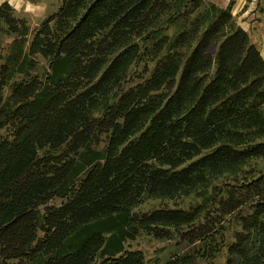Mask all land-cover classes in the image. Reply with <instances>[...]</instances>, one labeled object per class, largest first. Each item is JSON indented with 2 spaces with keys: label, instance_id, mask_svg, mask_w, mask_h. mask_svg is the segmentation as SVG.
Returning a JSON list of instances; mask_svg holds the SVG:
<instances>
[{
  "label": "trees",
  "instance_id": "16d2710c",
  "mask_svg": "<svg viewBox=\"0 0 264 264\" xmlns=\"http://www.w3.org/2000/svg\"><path fill=\"white\" fill-rule=\"evenodd\" d=\"M187 2L189 17L205 5L211 22L189 18L172 40L160 36L168 5ZM7 10L0 7V23L16 33ZM31 51L49 59L51 75L44 91L38 79L13 88V135L0 138V264H145L140 252H124L127 240L142 231L169 238L164 228L185 225L181 239L210 246L189 262L166 264H196L214 257V235L228 217L239 230L226 264H264V171L252 164L264 165V60L231 8L207 0H63ZM140 52L154 65L151 78L109 105ZM12 73L1 68L0 95ZM103 136L105 151L92 149ZM45 149L65 153L41 157ZM200 183L205 198L189 212H133L145 198ZM55 198L64 203L42 215Z\"/></svg>",
  "mask_w": 264,
  "mask_h": 264
},
{
  "label": "rangeland",
  "instance_id": "374dc122",
  "mask_svg": "<svg viewBox=\"0 0 264 264\" xmlns=\"http://www.w3.org/2000/svg\"><path fill=\"white\" fill-rule=\"evenodd\" d=\"M189 1V0H188ZM7 3L10 10H7L16 23V33L11 32L9 28L0 23V70L8 64L13 73L4 87L0 95V138L11 139L13 135V127L9 121L8 115L16 110L18 106L13 98V88L16 85L28 84L31 81L38 79L42 82L40 92L48 87V77L51 75V65L48 58L43 57L40 53H32L31 46L42 30L44 23L58 13L62 7L63 0H0V7ZM189 2L182 3L179 7L171 6L165 10V15L161 19L158 27V34L166 36L167 39L172 40L184 27H189L190 22L195 18H204V27L212 20V13L208 7L201 6L189 17ZM56 22H51V28L55 27ZM162 27V28H161ZM24 34V35H23ZM159 36V37H160ZM21 50V52H20ZM20 52V55H19ZM27 59L26 65L22 72L18 70V66ZM154 69V65L149 62L147 55L140 52L136 60L129 67L126 75L116 86L114 92L111 94L109 105L114 104L115 98L120 94L125 93L132 87L148 81ZM4 112V113H3ZM264 112V110H263ZM7 114V115H4ZM2 116V117H1ZM8 120V121H7ZM107 147V140L105 136L101 137L99 144L92 146V149L98 152L105 151ZM65 153L61 150L45 149L40 152L41 157L52 156L60 157ZM191 164L190 161L182 164L173 170V173L181 171ZM253 166L258 167L264 171V165L261 161H252ZM169 170V167H165ZM222 179L214 181L213 185L220 183ZM203 183L196 188H188L180 190L179 193L167 198H145L142 203L137 205L134 213L148 214L156 210H171L189 212L192 207L201 205L205 196H203ZM212 187L208 189L206 197L211 194ZM64 203L60 198H55L46 207L40 209L43 215L48 207H59ZM169 232L168 238H157L155 235L146 232H140L133 240H127L124 244V252H140L144 257L145 264H166L172 258L185 257L201 253L204 255L205 246H210V240L202 241L197 244H189L188 240L181 239V234L189 233V225H185L176 229L174 227L164 228ZM239 230L238 226L229 217L226 218L223 230L221 233L214 235V239L218 241L219 247L213 258L198 257L196 264H226L229 258L228 247L234 243L235 233ZM45 237V233L40 230L38 233L39 240ZM100 263L102 260H98Z\"/></svg>",
  "mask_w": 264,
  "mask_h": 264
},
{
  "label": "crops",
  "instance_id": "0c3cea01",
  "mask_svg": "<svg viewBox=\"0 0 264 264\" xmlns=\"http://www.w3.org/2000/svg\"><path fill=\"white\" fill-rule=\"evenodd\" d=\"M221 10L231 8L238 26L264 60V0H207Z\"/></svg>",
  "mask_w": 264,
  "mask_h": 264
}]
</instances>
